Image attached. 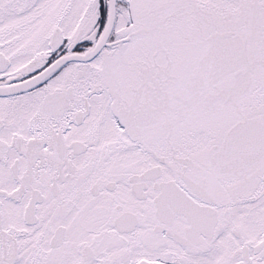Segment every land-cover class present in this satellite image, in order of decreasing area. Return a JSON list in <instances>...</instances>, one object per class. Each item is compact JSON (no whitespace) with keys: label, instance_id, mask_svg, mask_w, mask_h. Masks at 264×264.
Masks as SVG:
<instances>
[{"label":"snow or ice","instance_id":"6c2138e0","mask_svg":"<svg viewBox=\"0 0 264 264\" xmlns=\"http://www.w3.org/2000/svg\"><path fill=\"white\" fill-rule=\"evenodd\" d=\"M0 264H264V0H0Z\"/></svg>","mask_w":264,"mask_h":264}]
</instances>
